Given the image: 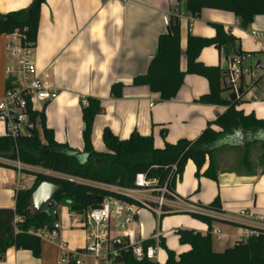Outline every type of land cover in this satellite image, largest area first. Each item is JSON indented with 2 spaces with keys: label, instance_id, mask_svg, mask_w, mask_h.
<instances>
[{
  "label": "crops",
  "instance_id": "0c3cea01",
  "mask_svg": "<svg viewBox=\"0 0 264 264\" xmlns=\"http://www.w3.org/2000/svg\"><path fill=\"white\" fill-rule=\"evenodd\" d=\"M33 1L0 0V14L26 9ZM39 13L32 60L34 73L59 95L44 110L45 124L53 131L56 143L79 152L84 148L82 101L87 99L97 100L102 109L92 125L91 142L98 153L105 152L101 139L105 129L119 140H127L133 132L141 137L151 136L154 147L162 150L165 144L176 145L182 139L196 141L217 116L225 113L226 107L197 102L210 92L207 80L197 74H186L180 92L170 101L162 102L159 94L148 87L133 86L134 78L145 75L156 53L158 38L167 33L171 16L179 17L181 71L186 70L187 38H214L216 32L212 25L221 26L225 34L237 40L235 49L255 55L247 56L244 62L234 56L235 51L230 47H206L198 55L204 67H218L226 74L231 64L249 68L258 62L264 64V15L255 17L252 24L243 29L239 19L229 12L205 9L193 17L185 9V0H45ZM13 40L14 35H0V99L7 91L9 80L13 79L5 76L6 67L14 63L6 54L5 45ZM262 74V71L258 74L259 79ZM257 79L245 77L240 81L243 97L237 110L245 116L253 113L264 121V79ZM224 80L225 77L220 83L224 89L222 98L229 101L232 91L225 87ZM15 81L11 83L14 87ZM117 83L122 84L123 89L121 96L114 98L110 89ZM44 105L35 103L34 109L41 111ZM163 131H166L165 137L161 135ZM7 133L6 123L0 120V137ZM254 148L256 145L247 148L250 164L243 168L242 147L219 146L212 158L215 181L203 176L209 165L208 157L199 179L195 177L194 164L188 161L181 180L174 185L178 198L172 204L174 213L159 220L146 210L139 212L132 229L142 244L155 242L157 250L152 262L165 264L168 258L160 246L161 241L168 251L177 255L190 250L189 246L179 244L178 230H191L200 235L208 232L205 222L192 218L189 205L209 207L218 198L220 211L205 209L202 214L215 220L210 229L215 253L250 238L248 233L252 230L264 232V162L252 154ZM12 165L16 168L14 163ZM22 168L47 173L39 168L34 171L23 165ZM34 181L35 178L20 170L0 168V209L14 210L16 192L30 189ZM59 208L62 227L59 225V236L54 244L39 240L38 258L28 250L8 249L0 264H64L59 245L65 246L72 260L84 264L83 258L91 255L86 251L82 218L65 207ZM217 230L219 239L213 235ZM99 261L115 264L111 259Z\"/></svg>",
  "mask_w": 264,
  "mask_h": 264
},
{
  "label": "trees",
  "instance_id": "16d2710c",
  "mask_svg": "<svg viewBox=\"0 0 264 264\" xmlns=\"http://www.w3.org/2000/svg\"><path fill=\"white\" fill-rule=\"evenodd\" d=\"M181 1V0H180ZM45 0H34L31 5L22 10L0 14V35H14L23 33L28 43L35 45L38 34L40 7ZM185 9L191 16H199L202 10L213 9L221 12H229L239 19L243 29L249 27L255 17L264 15V0H185ZM169 33L160 36L157 40V50L151 58L144 76L134 78L132 84L135 87H148L153 93L159 94L160 100L170 101L175 99L180 92L183 79L186 74L200 75L209 84V94L198 99V103L209 106H223L227 110L219 115L212 125H209L194 142L182 139L176 145L165 144L164 149H156L152 137H141L133 132L127 140H119L108 129L102 133V142L105 152H95L91 142L93 121L99 116L102 109L100 102L87 99V106L82 109V152L73 150L68 145L58 144L54 141L53 131L45 124V112L33 110L31 102L26 99V111L28 123L32 127L28 134L12 136L10 133L0 137V168L14 169L13 163H21L30 168H39L45 173H33L21 168L20 172L35 178L30 189L16 192L14 210L0 209V263L4 261L8 249L28 250L33 257L38 258L40 253V241L29 235L33 229L48 228L52 230L53 224L58 221V207H65L71 214L82 217L90 208L87 204L88 197H120L104 190H98L88 185H81L75 180L90 181L96 184H105L115 187L133 188L134 177L138 173L146 174L150 179H158L162 184L169 175L171 166L176 165L178 181L183 176V170L188 161L195 168V177L199 179L200 170L209 158V165L203 176L215 181L216 171L212 162L213 154L221 145L239 146L244 150L241 160L243 168L250 164L247 148L260 144L264 153V121L256 118L253 113L244 115L237 110L243 97L240 89V98L232 93L229 101L222 98L224 89L220 83L225 74L217 68L204 67L198 60L202 49L215 46L218 49L232 48L237 52L242 61L244 56H254V53H242L235 49L237 40L224 33L219 25H212L216 35L211 39L189 36L186 48V70L180 69V25L179 17L171 16L167 22ZM264 55V52H263ZM264 79L258 77V81ZM9 80L7 90L14 88ZM16 85V81L14 83ZM123 85L117 83L110 89L111 95L120 97ZM41 129V134L39 133ZM166 131L161 132L165 137ZM43 182L59 186V193L54 196L56 206L46 213L35 214L32 209L31 199L36 188ZM176 180L171 183L172 189ZM129 203H136L127 200ZM94 207V205H92ZM207 210L220 211L218 198L211 206L202 207ZM168 215V214H167ZM166 215V216H167ZM195 220H202L208 226V232L200 235L191 230H178L181 246H189L190 250L177 255L168 251L164 242H160L161 248L166 251L168 258L165 264H264V232L258 231V236H252L245 240L237 241L232 248L221 253L213 252V238L210 236L212 223L215 221L202 214L190 213ZM165 215L159 217L162 220ZM22 218L21 224L14 226V220ZM15 227L17 233H15ZM155 242L148 241L142 244L143 249L152 247ZM113 262L115 264H157L144 259L137 261L130 251L121 245L117 250ZM69 264H75L71 261Z\"/></svg>",
  "mask_w": 264,
  "mask_h": 264
},
{
  "label": "built area",
  "instance_id": "2783aa9c",
  "mask_svg": "<svg viewBox=\"0 0 264 264\" xmlns=\"http://www.w3.org/2000/svg\"><path fill=\"white\" fill-rule=\"evenodd\" d=\"M15 40L7 43L5 46L6 54L13 59V64L6 67V78L16 79L14 88L7 90L0 99V120L6 123L9 133L12 136L18 134H28L32 129L28 123L26 111V99L31 102L34 110V104H46L58 99L59 95L52 91L44 79L34 73L33 54L35 46L27 42L23 33L16 32ZM258 70L249 67H242L237 64H231L225 74V87L230 89L234 96L240 98V81L245 77L252 79L258 78ZM87 106V101H82V107ZM19 171L22 164L14 163ZM176 165L169 169V175L164 183L158 179H149L146 174L138 173L134 177V186L131 189L115 187L105 184H96L90 181L78 180L81 185H88L98 190H104L109 193L119 195L102 197L100 205H94L81 217L82 229L87 240L86 251L97 260H114L117 250L114 249V242L121 241V245L127 248L133 258L137 261L155 259L157 246L143 249L142 243L137 239L132 227L135 225V219L139 212L146 210L158 218L174 213V202L178 201L171 183L178 180ZM49 174V173H46ZM127 200L137 202L132 204ZM189 212L194 214H204L206 210L201 206L189 205ZM240 215H244L241 213ZM22 218L14 220V226L21 224ZM52 230L41 228L29 230L28 234L39 240L48 241L54 244L59 236V225L53 224ZM15 227V233H17ZM216 239H219V231L213 232ZM249 237L258 236L257 231H250ZM159 240V235L155 237ZM62 262L69 264L72 260L67 254L66 248L59 245ZM76 255V254H75ZM75 264H81L78 260Z\"/></svg>",
  "mask_w": 264,
  "mask_h": 264
},
{
  "label": "water",
  "instance_id": "95a60500",
  "mask_svg": "<svg viewBox=\"0 0 264 264\" xmlns=\"http://www.w3.org/2000/svg\"><path fill=\"white\" fill-rule=\"evenodd\" d=\"M167 33H169V28L167 25ZM234 56L240 59V56L237 54V52H234ZM247 59V56L243 57V61L245 62ZM255 70L258 71H264V64L262 62H258L255 67ZM49 103H46L41 111L45 112V108L47 107ZM59 193V186L55 184H50L47 182L41 183L34 192L31 203H32V209L34 210L35 214L40 213H46L50 210H53L56 206V202L54 201V196H56ZM102 197L98 196H89L87 204L88 206L92 205H100L102 203ZM54 228V225L52 226V229ZM121 246V241H115L114 242V249L119 250Z\"/></svg>",
  "mask_w": 264,
  "mask_h": 264
},
{
  "label": "rangeland",
  "instance_id": "374dc122",
  "mask_svg": "<svg viewBox=\"0 0 264 264\" xmlns=\"http://www.w3.org/2000/svg\"><path fill=\"white\" fill-rule=\"evenodd\" d=\"M243 67H247V66H243ZM257 72H258V74L260 73L259 71H257ZM255 145H256V148H254L252 154H256V158H258V159L262 160V162H264V153L262 152V150L260 148V144H255ZM27 168H29L30 170H33V171L35 169H37V168H30V167H27ZM75 181L78 182V179H76ZM58 219L60 221L58 220L57 223H58V225H61L60 226V228H61L62 227V224H61L62 219H61V209L60 208L58 209ZM72 219H75V218H72ZM79 222L80 221H78V223ZM74 230H75V228H74ZM83 262H84V264H103L99 260H97L94 257L89 256V255H87V257L83 258Z\"/></svg>",
  "mask_w": 264,
  "mask_h": 264
}]
</instances>
